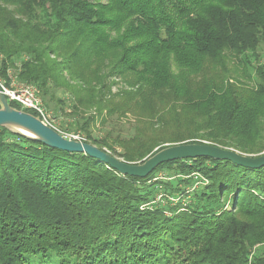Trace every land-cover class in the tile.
Masks as SVG:
<instances>
[{
    "label": "trees",
    "instance_id": "trees-1",
    "mask_svg": "<svg viewBox=\"0 0 264 264\" xmlns=\"http://www.w3.org/2000/svg\"><path fill=\"white\" fill-rule=\"evenodd\" d=\"M261 47L264 0H0V76L126 162L182 142L261 154ZM128 112L132 137H93ZM0 264H264V167L200 156L121 175L0 127Z\"/></svg>",
    "mask_w": 264,
    "mask_h": 264
},
{
    "label": "water",
    "instance_id": "water-1",
    "mask_svg": "<svg viewBox=\"0 0 264 264\" xmlns=\"http://www.w3.org/2000/svg\"><path fill=\"white\" fill-rule=\"evenodd\" d=\"M0 127H5L13 133L41 141L51 147L84 152L100 160L121 175L145 177L163 162L200 156L215 160H228L243 167H264V153L247 155L232 148H224L207 142L167 144L140 162H126L92 143L68 138L57 129L45 124L37 115L11 106L1 89Z\"/></svg>",
    "mask_w": 264,
    "mask_h": 264
},
{
    "label": "rangeland",
    "instance_id": "rangeland-1",
    "mask_svg": "<svg viewBox=\"0 0 264 264\" xmlns=\"http://www.w3.org/2000/svg\"><path fill=\"white\" fill-rule=\"evenodd\" d=\"M259 52L261 54V58L263 59L264 58V47H261ZM16 64L18 66L19 62L17 61ZM171 64H172V66L175 65V61L171 60ZM227 65L230 68H231V66H233V64H230V63H227ZM0 80H1L0 81L1 84H3L4 86H8V87L12 86L13 84H19L20 82H23V81L17 79V77L15 76V73H14V69L9 70V72H7V78L0 76ZM117 82L119 84H116L112 88V91H114V92L116 91V89L118 87H120L122 85V83L120 81L117 80ZM65 94L66 93L61 89H59L57 91V96L59 98L69 97V94H66V95ZM42 103H43V101H42ZM53 105H54V102H51L50 103L51 107H48V108L46 106L45 107L48 110V112L50 113V122L55 126V128L61 129L60 132L62 134L67 135V136L76 135L81 139H85V135L82 132L81 133L75 132V131L68 130V129L61 127L62 123H67L68 121H70V119L67 116H64L62 114V112L60 111L61 109H59V108L54 109ZM67 111H69V108L66 106V112ZM136 123H138V119H136V116L132 112H128L123 116H118V114L115 113V114L111 115L110 117H108L106 119V122H104L103 124L102 123L99 124V122H97L95 124V127L91 128L92 129V135H93V137L98 138V137H103L105 131H112L114 134L121 135V137H123V138H130L135 133V125H137ZM161 133H163V132H161ZM115 148L117 151H121V148L118 145ZM262 153H264V151ZM247 155H252V154H247ZM131 163H134V162H131Z\"/></svg>",
    "mask_w": 264,
    "mask_h": 264
},
{
    "label": "built area",
    "instance_id": "built-area-1",
    "mask_svg": "<svg viewBox=\"0 0 264 264\" xmlns=\"http://www.w3.org/2000/svg\"><path fill=\"white\" fill-rule=\"evenodd\" d=\"M0 88L8 101H15L20 105L22 110H32L34 114L37 115L45 124L55 128V126L50 122V113L43 105L39 96V91L35 85L23 81L19 84H13L12 86L8 87L4 86L0 82ZM65 136L68 138L84 141L76 135Z\"/></svg>",
    "mask_w": 264,
    "mask_h": 264
}]
</instances>
